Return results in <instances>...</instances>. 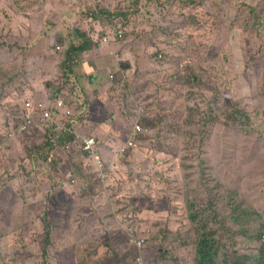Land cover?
<instances>
[{
    "label": "rangeland",
    "instance_id": "374dc122",
    "mask_svg": "<svg viewBox=\"0 0 264 264\" xmlns=\"http://www.w3.org/2000/svg\"><path fill=\"white\" fill-rule=\"evenodd\" d=\"M153 1L111 12L85 0H0V140L24 98L55 91L91 100L82 128L102 138L106 156L135 123L144 129L115 160L111 197L81 188L89 166L80 153L19 137L0 158V264H105L116 255L115 264H199L203 240L213 260L203 264L253 252L264 230V0H227L225 9L224 0L214 9ZM112 25L123 37L105 42ZM101 55L115 61L102 71ZM93 68L92 81L83 72ZM48 225L54 255L22 261L19 247ZM252 256L248 264L259 263Z\"/></svg>",
    "mask_w": 264,
    "mask_h": 264
},
{
    "label": "built area",
    "instance_id": "2783aa9c",
    "mask_svg": "<svg viewBox=\"0 0 264 264\" xmlns=\"http://www.w3.org/2000/svg\"><path fill=\"white\" fill-rule=\"evenodd\" d=\"M102 1L91 0V3H101ZM104 1L105 9L117 8V0ZM116 35L121 38L123 31L119 30ZM104 41L108 42V39L105 38ZM132 131L138 133L144 132V129L140 124H136ZM33 132L43 136V140L51 153L56 150L73 154L80 152L83 158L87 159V165L91 166L92 173L101 182H107L112 177L115 170V160L119 154L128 147L136 145L135 141L130 138L122 148L116 150L114 155L105 156L103 141L80 129L75 110L71 108L64 97L58 96L53 101L38 98L24 102L16 115L14 129L8 132L5 139L0 142V155L7 157L12 151L14 140L18 136L24 137L25 134ZM72 181L75 183L76 178L73 177ZM262 240L264 241V232L262 233ZM144 241V238L140 239L137 246L140 248ZM138 259L140 260V258Z\"/></svg>",
    "mask_w": 264,
    "mask_h": 264
},
{
    "label": "trees",
    "instance_id": "16d2710c",
    "mask_svg": "<svg viewBox=\"0 0 264 264\" xmlns=\"http://www.w3.org/2000/svg\"><path fill=\"white\" fill-rule=\"evenodd\" d=\"M93 6L97 7L100 10H104L105 9V1L103 0L101 3H97V2H93ZM121 6L117 3V9H119ZM113 11V9H110V11ZM95 16H97L99 14V12L95 11ZM112 29L110 32V35H113L114 32H117L119 30H115L114 25L111 26ZM80 36L84 37V35L79 32ZM123 37V35H122ZM121 37V38H122ZM92 44L91 40L85 41L84 45L81 46L79 48V51L82 53H87L88 50L90 49ZM25 100H28L29 97L24 98ZM30 100V99H29ZM238 113L240 115H243L244 113L241 110H238ZM85 161H87V159L83 158ZM92 174V170L89 172ZM74 178L76 176H73ZM72 177V178H73ZM91 185H97L101 188L102 193L103 191H105L108 188H105L102 186L101 182L98 179H93L91 180L89 183L81 186L82 189H86L89 188ZM197 217V216H196ZM195 219V223H199V216ZM48 229L44 232V234L42 235L41 238L35 240L34 242H30V243H25L22 246L19 247L18 249V255L19 258L23 261V260H27L28 258L34 257L35 259H48L50 257H52L54 255V252L52 250L51 247V226L48 225ZM199 228L196 227V231L195 233H197V235H199L200 232ZM264 232V230L262 232H259L258 237H259V241L253 240L252 243L250 244L252 246V251L253 252H245V253H240L239 251H234L232 254V259H231V264H248L251 259H252V255H258L259 256V263L257 264H264V241H262V233ZM198 256H199V264H203L204 262H207L208 260H212V255H211V246L209 245L208 241H199L198 242ZM126 255H122L120 257H125ZM118 258L119 255H116L115 258L113 260L111 259H107V261L105 262V264H115L118 262ZM124 262V261H123ZM123 262H119L120 264H122ZM98 264H104L101 262H98ZM165 264H170L168 262H165Z\"/></svg>",
    "mask_w": 264,
    "mask_h": 264
},
{
    "label": "crops",
    "instance_id": "0c3cea01",
    "mask_svg": "<svg viewBox=\"0 0 264 264\" xmlns=\"http://www.w3.org/2000/svg\"><path fill=\"white\" fill-rule=\"evenodd\" d=\"M145 1L148 4V7H152L153 2H154L153 0H145ZM212 1L214 2L215 0H193V8L192 9H204V8L205 9H214V7H213L214 5H213ZM183 2H185V0H183ZM229 5H230V3L227 0H224L221 3V7L224 8V9L227 8V7H229ZM100 57L101 58H97L94 61V66H96L97 68H99L101 71L106 68L105 67L106 65L109 66L111 63H114L115 62L113 56H109V57H107V59L103 55H101ZM83 73L85 75H89L90 76L89 79L92 80V81H93V78L96 79L95 76H92L91 77V75L96 74L94 68H93V70H92L91 73H87L86 69L84 70ZM77 99L79 100V102L81 104V109H82V112H83V118L84 117H87V119H93L94 115L92 113V107L93 106H92L91 100L89 101L88 104H86L85 102L81 101L79 98H77ZM30 136H36V137L39 138L40 137V134L37 133V132H33V133L27 135V137H30ZM101 140H102V138H101ZM29 160L30 159L27 156L26 157V161H29ZM31 163H32V166L33 167H37L38 166L37 162H35V161H32L31 160ZM119 169H120V166L119 165H116L115 170L113 171L112 177L107 182H101L98 178L95 177V175L93 173L92 174L91 173L85 174L78 181H81L82 182V186H83V185L87 184L88 182H90L93 179H98L101 182V184H105L106 186H108L110 188L111 181H112V179L114 177V174Z\"/></svg>",
    "mask_w": 264,
    "mask_h": 264
},
{
    "label": "clouds",
    "instance_id": "9594fccd",
    "mask_svg": "<svg viewBox=\"0 0 264 264\" xmlns=\"http://www.w3.org/2000/svg\"><path fill=\"white\" fill-rule=\"evenodd\" d=\"M88 4H90V6H91V8L90 9H98L97 7H95V6H93V4L91 3V0H85ZM118 2V4L121 6V7H123V9H129V7H128V2H129V0H124V2H121V0H117ZM116 9V8H115ZM120 9V8H119ZM104 10H108V11H110V9H104ZM114 10V9H113ZM111 12H113L112 10H111ZM118 32V31H117ZM115 33L116 32H114V38H107L108 40H114L115 39ZM58 96H62V97H64L65 99H66V101L68 102V104L71 106V108L72 109H74L75 110V116H76V118H77V120H78V123H79V127H80V129H82V130H84L87 134H89V135H91V133H89L87 130H85V129H83L82 128V119H83V112H82V109H81V104H80V102H79V100L78 99H72V98H69L67 95H65L64 93H62V92H57V91H55V92H48V93H46L45 95H39V96H37V97H30L29 99L30 100H34V99H38V98H43L45 101H53L54 99H56ZM28 99V100H29ZM26 101V100H25ZM136 124H138V123H135L133 126H132V130H133V127L136 125ZM141 133H144V132H141ZM31 134V133H30ZM40 134V133H39ZM135 133H133V131H132V135H130V138L131 139H133V135H134ZM27 135H29V134H25L24 135V137H27ZM19 137H23V136H18L15 140H14V142H13V147H12V151H14L13 150V148H14V146H15V143L16 142H19L18 140H19ZM5 139V137L2 139V140H4ZM39 139H41L42 140V142H43V145L47 148V146H46V144H45V142H44V140H43V136L40 134V137H39ZM2 140H0V142L2 141ZM125 145V144H124ZM123 145V146H124ZM123 146H118L117 148H115V153H116V150H118L119 148H122ZM128 148H130V147H128ZM127 148V149H128ZM48 149V148H47ZM126 149V150H127ZM49 150V149H48ZM125 150V151H126ZM11 151V152H12ZM125 151H123V152H121L119 155H121V154H123ZM11 152H10V154H11ZM49 152H50V150H49ZM76 153H80V152H76ZM104 153H105V151H104ZM9 154V155H10ZM70 154H73V153H70ZM75 154V153H74ZM81 154V153H80ZM8 155V156H9ZM7 156V157H8ZM105 156H106V154H105ZM7 157H3L2 155H0V158H7ZM19 163H20V161H19ZM91 171V166L89 165V172ZM102 186L103 187H105V188H108V189H106L105 191H103V194L105 195V196H107V197H111L112 196V193H111V191H110V188L108 187V186H104L103 184H102ZM263 241V240H262ZM139 248V247H138Z\"/></svg>",
    "mask_w": 264,
    "mask_h": 264
}]
</instances>
